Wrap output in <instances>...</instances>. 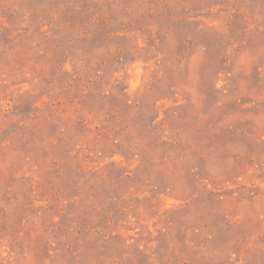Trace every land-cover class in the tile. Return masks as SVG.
Listing matches in <instances>:
<instances>
[{
  "label": "rangeland",
  "instance_id": "rangeland-1",
  "mask_svg": "<svg viewBox=\"0 0 264 264\" xmlns=\"http://www.w3.org/2000/svg\"><path fill=\"white\" fill-rule=\"evenodd\" d=\"M0 264H264V0H0Z\"/></svg>",
  "mask_w": 264,
  "mask_h": 264
}]
</instances>
